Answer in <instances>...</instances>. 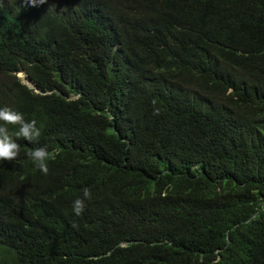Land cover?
Segmentation results:
<instances>
[{"label": "trees", "instance_id": "16d2710c", "mask_svg": "<svg viewBox=\"0 0 264 264\" xmlns=\"http://www.w3.org/2000/svg\"><path fill=\"white\" fill-rule=\"evenodd\" d=\"M21 1L0 264H264V0Z\"/></svg>", "mask_w": 264, "mask_h": 264}, {"label": "clouds", "instance_id": "9594fccd", "mask_svg": "<svg viewBox=\"0 0 264 264\" xmlns=\"http://www.w3.org/2000/svg\"><path fill=\"white\" fill-rule=\"evenodd\" d=\"M21 2L29 3L30 6L36 5L35 2L36 3H44V1H41V0H22ZM53 52L57 53V45L56 44H53ZM18 77L21 79V81L24 85L29 86L30 88L34 89L35 92L39 93V90H38L36 83L32 80H29L28 76L25 73H23V72L19 73Z\"/></svg>", "mask_w": 264, "mask_h": 264}, {"label": "rangeland", "instance_id": "374dc122", "mask_svg": "<svg viewBox=\"0 0 264 264\" xmlns=\"http://www.w3.org/2000/svg\"><path fill=\"white\" fill-rule=\"evenodd\" d=\"M41 1H44V0H41ZM53 4H57V2L55 0H53Z\"/></svg>", "mask_w": 264, "mask_h": 264}]
</instances>
